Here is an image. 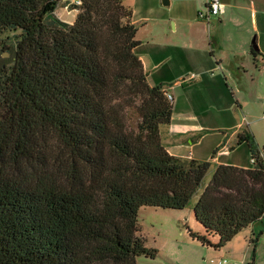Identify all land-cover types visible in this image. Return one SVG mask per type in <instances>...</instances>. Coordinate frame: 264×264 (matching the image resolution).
I'll return each instance as SVG.
<instances>
[{"label": "trees", "instance_id": "1", "mask_svg": "<svg viewBox=\"0 0 264 264\" xmlns=\"http://www.w3.org/2000/svg\"><path fill=\"white\" fill-rule=\"evenodd\" d=\"M58 2L0 0L13 56L0 64V264H138L157 255L138 234L139 208H184L211 163L164 147L172 102L147 81L131 8L81 0L68 23ZM241 143L252 166L217 165L193 205L203 231L189 234L203 245L264 217V145L249 131Z\"/></svg>", "mask_w": 264, "mask_h": 264}, {"label": "crops", "instance_id": "2", "mask_svg": "<svg viewBox=\"0 0 264 264\" xmlns=\"http://www.w3.org/2000/svg\"><path fill=\"white\" fill-rule=\"evenodd\" d=\"M73 1L62 0L63 8L70 11ZM220 1L223 10L206 19L199 16L208 15L200 0L203 9L183 17L177 39L151 36L149 46L142 47L137 28L135 48L148 83H163L173 96L171 120L159 128L167 152L210 161L211 174L219 164L252 166L246 143L235 144L236 135L251 131L264 109V0ZM74 10L72 19L55 14L72 23ZM177 28L172 22L173 31ZM220 129L228 131L206 139Z\"/></svg>", "mask_w": 264, "mask_h": 264}, {"label": "rangeland", "instance_id": "3", "mask_svg": "<svg viewBox=\"0 0 264 264\" xmlns=\"http://www.w3.org/2000/svg\"><path fill=\"white\" fill-rule=\"evenodd\" d=\"M123 3L132 10L131 20L139 29L137 36L143 42L142 47L149 46L151 36L160 41L166 40L167 37L177 39L180 21L183 17L192 16L197 10L203 9L200 0H169L168 4H164L163 0H123ZM62 4V0H59L55 9L56 14H61L62 18L72 19L75 10L68 11L63 8ZM172 22H176L178 26L176 32L172 29ZM10 42L12 40L6 39L4 35L0 39V64L12 61V53L3 46ZM129 113L130 121L133 123L136 119L135 113L132 109ZM161 127L163 129L164 125ZM250 130L254 141L262 147L264 145V117L256 119ZM227 131L220 129L210 132L211 134L206 139L213 136L220 137L223 132ZM195 135H198V132ZM244 147H248L247 144H244ZM250 156L251 154H248L247 159L252 164ZM210 176L211 171H208L203 178L202 185L188 205L182 209L154 206L139 208L138 234L143 237L146 246L157 249V255L154 258L138 255L136 256L138 264H212L210 259L219 257L228 258L237 264H264V217L239 231L219 248L203 245L190 236V229L196 232L203 231L202 225L194 217L193 205ZM252 237H257L255 244L250 241ZM208 238L211 242L218 241L216 235H209Z\"/></svg>", "mask_w": 264, "mask_h": 264}, {"label": "built area", "instance_id": "4", "mask_svg": "<svg viewBox=\"0 0 264 264\" xmlns=\"http://www.w3.org/2000/svg\"><path fill=\"white\" fill-rule=\"evenodd\" d=\"M204 1H205L207 10H208V15L205 16L203 15L202 12H199V16L201 17L208 19L209 15H216L223 10V4L221 3L220 0H204ZM80 2L81 0L73 1L74 4H80ZM165 96L170 102L173 101V96L169 92L165 91ZM263 108H264V103H263ZM263 117H264V109H263ZM250 160H251V163H254V157L252 155L250 156ZM210 262L212 264H237L225 257H219L217 259H210Z\"/></svg>", "mask_w": 264, "mask_h": 264}, {"label": "water", "instance_id": "5", "mask_svg": "<svg viewBox=\"0 0 264 264\" xmlns=\"http://www.w3.org/2000/svg\"><path fill=\"white\" fill-rule=\"evenodd\" d=\"M163 3L164 4H168L169 3V0H163ZM255 47V46H254ZM256 48V47H255Z\"/></svg>", "mask_w": 264, "mask_h": 264}]
</instances>
